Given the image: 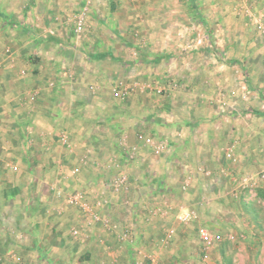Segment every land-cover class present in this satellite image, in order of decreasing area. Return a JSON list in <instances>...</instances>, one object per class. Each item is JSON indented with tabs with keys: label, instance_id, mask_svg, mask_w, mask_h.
<instances>
[{
	"label": "rangeland",
	"instance_id": "374dc122",
	"mask_svg": "<svg viewBox=\"0 0 264 264\" xmlns=\"http://www.w3.org/2000/svg\"><path fill=\"white\" fill-rule=\"evenodd\" d=\"M0 264H264V0H0Z\"/></svg>",
	"mask_w": 264,
	"mask_h": 264
}]
</instances>
